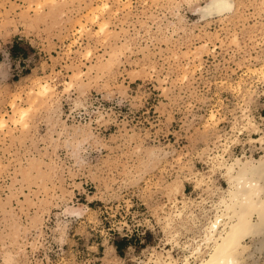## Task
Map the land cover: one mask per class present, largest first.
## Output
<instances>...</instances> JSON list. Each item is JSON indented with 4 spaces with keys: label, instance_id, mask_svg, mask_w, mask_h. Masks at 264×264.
Listing matches in <instances>:
<instances>
[{
    "label": "rangeland",
    "instance_id": "obj_1",
    "mask_svg": "<svg viewBox=\"0 0 264 264\" xmlns=\"http://www.w3.org/2000/svg\"><path fill=\"white\" fill-rule=\"evenodd\" d=\"M206 1L0 0V264L182 261L264 151V0Z\"/></svg>",
    "mask_w": 264,
    "mask_h": 264
},
{
    "label": "bare ground",
    "instance_id": "obj_2",
    "mask_svg": "<svg viewBox=\"0 0 264 264\" xmlns=\"http://www.w3.org/2000/svg\"><path fill=\"white\" fill-rule=\"evenodd\" d=\"M198 9L202 15H224L233 9V0H207ZM33 91L37 94L49 92L50 85L43 82ZM20 114L23 116L25 109ZM244 126L252 132L257 131L250 118ZM253 139L256 137L249 136V140ZM257 139L263 141L264 136L260 134ZM75 155L78 158V154ZM215 168L222 169L227 185L221 187L218 199L212 203V215L207 214L204 221L198 222L199 237L187 244L189 250L181 262L167 251L165 255L156 253L151 257L152 264H264V260L247 262L255 252L264 251V151L258 157L245 155L231 159L216 154L211 158V170ZM196 180L200 181L197 177ZM183 185L180 178L174 179L166 189L168 197L174 200L176 194L184 193ZM181 213L177 207L175 215L181 216ZM247 238L252 242L249 243Z\"/></svg>",
    "mask_w": 264,
    "mask_h": 264
},
{
    "label": "trees",
    "instance_id": "obj_3",
    "mask_svg": "<svg viewBox=\"0 0 264 264\" xmlns=\"http://www.w3.org/2000/svg\"><path fill=\"white\" fill-rule=\"evenodd\" d=\"M114 245H115V248H118V246H119V245H118V244H116V243H114Z\"/></svg>",
    "mask_w": 264,
    "mask_h": 264
}]
</instances>
